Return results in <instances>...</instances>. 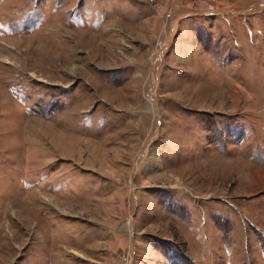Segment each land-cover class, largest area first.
I'll use <instances>...</instances> for the list:
<instances>
[{
	"label": "rangeland",
	"instance_id": "374dc122",
	"mask_svg": "<svg viewBox=\"0 0 264 264\" xmlns=\"http://www.w3.org/2000/svg\"><path fill=\"white\" fill-rule=\"evenodd\" d=\"M0 264H264V0H0Z\"/></svg>",
	"mask_w": 264,
	"mask_h": 264
}]
</instances>
